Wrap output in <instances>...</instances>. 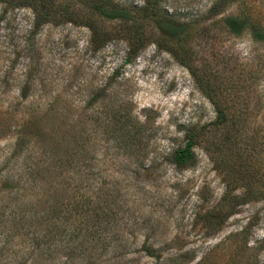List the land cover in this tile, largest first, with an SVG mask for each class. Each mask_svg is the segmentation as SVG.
I'll use <instances>...</instances> for the list:
<instances>
[{"label":"rangeland","instance_id":"rangeland-1","mask_svg":"<svg viewBox=\"0 0 264 264\" xmlns=\"http://www.w3.org/2000/svg\"><path fill=\"white\" fill-rule=\"evenodd\" d=\"M257 2L264 12V0ZM210 3L164 0L163 6L190 27L203 26L192 41L196 63L215 64L221 78L239 77L248 85V128L263 129L264 41L247 30L236 36L221 25L208 28L213 20L203 21L201 15ZM237 11L231 5L226 13ZM31 18L29 9L3 11L0 6V113L6 107L14 111L15 125L49 111L46 127L56 134L47 142H58L63 129L69 128L64 134L70 136L61 142L79 135L87 145L84 166L67 171L69 186L58 185L56 197L65 204L75 192L82 193L104 209L93 241L97 247L88 254L72 253L68 236H50L61 221L48 217L54 188L33 185L40 142L19 153L12 134L1 136L0 264H264L263 196L236 206L222 222L209 225L204 219L203 213L231 189L205 149L214 137L195 147L196 160L186 168L178 169L169 158L186 127L207 124L215 116L213 103L188 70L152 42L127 60L123 40L95 51L84 26L50 23L32 31ZM25 82L29 97L22 101L19 88ZM117 110L144 125L143 149L118 148L106 132V118ZM86 218L68 224L73 229Z\"/></svg>","mask_w":264,"mask_h":264},{"label":"trees","instance_id":"trees-1","mask_svg":"<svg viewBox=\"0 0 264 264\" xmlns=\"http://www.w3.org/2000/svg\"><path fill=\"white\" fill-rule=\"evenodd\" d=\"M163 3L164 0H142L140 4L116 0H0L3 11L29 9L32 14V31L40 30L50 23L80 24L87 29L88 44L95 51L101 50L111 41L123 40L128 45L130 57L127 60H130L152 42L158 50L167 52L188 70L199 91L213 103L215 116L207 124L186 127L182 132L181 144L172 148L168 154L175 167L186 168L196 160L195 147L208 141L209 137H214L208 141L205 149L211 151L216 169L231 189H226L218 206L203 213L204 219L211 225L222 222L225 215L234 213L236 206L259 196L264 197V128H255L253 131L248 128V85L244 86L239 77L230 80L221 78L215 64L207 66L196 63L192 41L203 26L196 24L190 27L189 22L181 21ZM231 5H236V14L226 13ZM217 16L220 18L216 19ZM201 18H204L203 21L213 20L208 28L221 25L236 36L247 30L254 40L264 41V12L257 0H211ZM240 73L245 76L243 72ZM19 96L22 101L29 97L27 82L20 86ZM88 103H91L90 100ZM1 112L0 137L12 134L15 137L16 152L25 151L32 141L40 142L42 147L31 178L35 186L42 188L48 184V187L54 188L53 204L48 217L52 219L53 216L54 220L61 221L60 224H54V232L49 231L51 238L68 236L72 253H92L97 247L93 241L100 230L98 221L104 207L92 205L93 200L82 193L72 194V199L66 205L63 199L56 197L59 196L58 185L61 188L69 186L71 177L67 171L72 172L75 168L79 170V166H84L86 143L78 140L79 135L74 134L76 130L73 142H61L66 136L69 138L70 135L64 134L69 132V128L62 130L58 142H47L56 134L54 127H46L45 117L51 115L49 111L43 115L21 118L15 125L11 120L14 111L6 107ZM129 117V113L117 110L106 118L108 126L104 129L116 141L118 148L127 144L130 149H143L145 146L139 142L144 125L132 123ZM77 181L82 182L80 178ZM225 202L229 206L224 205ZM84 216L87 217L85 222L81 220L73 224V229L70 228V219H81Z\"/></svg>","mask_w":264,"mask_h":264}]
</instances>
